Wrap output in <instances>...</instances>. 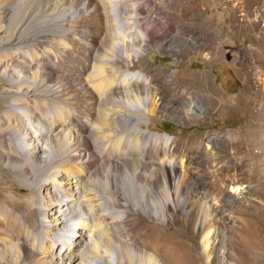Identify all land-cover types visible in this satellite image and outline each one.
<instances>
[{"label": "rangeland", "instance_id": "rangeland-1", "mask_svg": "<svg viewBox=\"0 0 264 264\" xmlns=\"http://www.w3.org/2000/svg\"><path fill=\"white\" fill-rule=\"evenodd\" d=\"M1 1L0 194L3 209L9 210L13 215L17 214L21 220L25 221L24 225L27 227L30 223L29 220H35L36 223L40 222V224L44 220L45 223L54 221L55 218L51 216L52 209L55 212L60 206L64 207L70 214L71 219L77 218L76 221L78 222L83 218L82 221L85 222L83 227L87 234L83 238L86 241L90 238L91 232H97V235L92 238L94 240L91 241V245L82 244L80 252L87 253L89 249L97 247L101 258H103L100 264H108L104 259L107 260L111 257L115 259V264H133L132 258L134 259L133 256L135 255L140 257L136 264H195V262L198 264H237L238 257L241 255L239 250L256 240L254 237L247 239L244 229L251 219L253 222L254 219L264 218V211L259 209L264 208V186L259 182L261 179H249V172L239 165L242 155H236L233 159L224 158L220 151L221 142H213L216 137H222L226 129L238 127L240 123H242L240 125H243L238 117L229 116L225 118L219 114H214L203 119L199 118L198 115L189 114L188 122L181 116H166L158 111L153 116L152 121L146 124L143 129L160 135L164 133V135H169L171 139L175 138L177 149L175 147L171 149L170 158L165 152H161L153 160L146 158L132 161L130 157H127L124 159L118 158L119 162L110 159V155L120 157L122 154L127 153V148L123 142H118L117 132L115 130V133L112 132L113 138H111L114 145L108 144L106 130H102L103 127L98 129L97 126H91L93 121H90V125L84 123L82 118L88 117L83 110L87 104L95 108L94 119L96 118L97 122L98 120L103 122L105 112L112 105L115 112L119 110L116 106L118 105L116 98L122 97L124 101L127 98L126 92L116 87V84L113 83V86H115L113 87L104 78H102L103 80L100 79L102 82H99V79L96 78L95 80L92 79L96 72L94 65L95 67L98 65L97 61H100L107 54L116 56V51L119 48L121 54L124 55L134 49L139 50V48L144 47L145 51L142 58L138 62L136 61V65L139 67L136 66L132 69L134 73H141L140 70L145 71L147 67H150L153 72L166 68V71L176 73L183 79L188 74L204 72L210 79L212 86L219 93L230 98L229 104L238 105V100L246 90L245 82L240 77L238 70L243 68L244 61L240 50L242 47L250 46L247 34L234 37L237 44L241 46V48H236L237 53L227 48L223 55L215 54L212 58L207 59L206 54L197 50L193 44V41L197 38L190 36L188 31L182 27H175L176 30L172 33L170 42L156 39L151 42L145 41L139 29V24L135 23L136 19H133L136 18L133 8L126 7L122 3L113 9V5L104 3V0H86L84 8L87 13L78 16L73 23L68 24V20L65 19H62L64 23L61 21L52 23L49 18V16L56 15L55 13L58 12L56 7L61 0H55L56 4L49 5L45 9L41 3L34 2L35 0L26 1L22 7L19 4L12 3V6L8 7L4 18L2 17L4 8L1 7ZM111 1L121 2V0ZM155 1L165 10L169 12L172 10L168 2ZM244 2L254 3L251 17L257 20L262 18V26L264 27V0H235L234 4L238 5ZM14 9L19 11L18 16H14ZM141 16L160 19L155 6H151L149 11L141 14ZM228 17L229 14L225 6L217 8L215 3H211L208 12L204 16V18H208L207 20H211L213 25L224 28H226ZM164 21V19H160L161 23L159 25L155 24V26L167 29V24ZM63 25L75 29L74 35L71 32H65ZM83 30H89V40L85 38ZM231 30L233 29L225 30V32L228 33ZM260 32L264 33V30ZM80 40L89 41L92 47L90 50L91 55L89 53L84 55L77 51L80 46L78 41ZM261 43L264 45V35ZM55 48H58L59 52ZM178 49H184L183 55L177 52ZM74 55H78V57ZM122 63L125 64L122 61L118 65L125 67ZM22 64H25L26 70L22 71L25 75L24 79H28L27 83L31 84L32 81L39 83L34 89L38 90L41 86L61 88L60 93L56 94L58 101L52 104L56 116L54 124H56L55 127L59 131L62 130L66 138L70 137L73 130V135L76 138L71 140V144L74 146L71 148V152H78L80 144L82 147H88L91 150L89 154L84 152L78 155L79 160H75L71 154L70 160L66 159L62 163L63 167H67L72 174L76 172L78 175H84L81 184L72 181L70 173H62L65 178L58 176L57 179L59 178L65 187L63 194L57 188L56 181H52L53 175L49 176L50 181L45 185L40 176L36 177L33 172L34 175L27 172V167L30 165L26 158L28 151L24 147H33L37 151V154L41 157V161L39 160L40 167H44V163L48 158L43 154L47 151V145L44 141L36 140V134L32 131L34 128H31L28 123H25L27 128L20 127L19 124L23 123L21 117L19 115L17 117L11 116L14 108H16L14 102L18 100L15 97L21 94L23 99L21 107L23 108L19 112L27 115L25 110L34 111L36 118V121L33 120L34 124L37 125L38 122L43 124L44 122L43 117L45 114L39 110L34 102L35 94L33 92L35 90L32 89L33 87L23 91H18L12 87L10 77L13 75L10 72L13 69L21 71ZM79 66L83 67L81 75H79ZM4 73L9 74V77ZM108 73L106 75L109 76L111 82L114 81L113 78L116 76L112 74L113 71L108 70ZM255 74L257 75H255L254 85L257 88L264 89L263 64H259L255 68ZM13 77L18 80L17 76ZM166 79L171 80L172 78L168 76ZM162 83L163 79L155 81L158 88H162ZM106 92L113 94L112 104L108 101ZM139 92L138 95L145 94L144 91ZM169 97L172 98L168 93L166 95L167 106L176 111L181 107L182 101L186 100L169 101L171 100ZM67 100L74 105L75 109L77 108V112L79 111V116L75 117L74 122L79 127L81 126L83 130L85 128L87 136L79 137L75 127L64 129V124L69 120V115L66 113L63 117H60V109L66 106L64 102ZM41 102L43 103V100ZM204 109V106L200 107L201 111H204ZM8 116L12 117V120ZM197 119L201 120L195 123L192 122ZM46 129L48 130L43 129V131H51L49 128ZM254 131L255 140L258 144L255 146L254 151L260 153V159L264 162V118L260 127L254 129ZM205 132H208L211 137L202 141L200 149L192 150L187 147L190 145H187L186 142L192 133L196 135ZM20 134L27 136L30 140L20 138ZM59 134L52 141L53 147H58L63 140V137ZM25 140L30 142L29 146H26ZM183 143L187 146L183 147ZM118 144L120 148H117ZM182 148V153L177 151ZM150 149L151 151L146 150L148 155L156 153V150H152V147ZM204 150H207V154ZM186 151L188 152L187 157L185 156ZM177 156L179 158L176 161V166L171 168L166 162H170L171 158L175 159ZM190 156H192V159ZM55 157L53 155L52 158ZM103 158L105 159L103 160ZM182 160L184 163H182ZM35 162L34 159L33 163ZM138 169L141 170L142 174L135 177L133 174ZM170 169L174 172L171 171V175L166 174L165 172L170 171ZM219 173H221L218 176L220 180L216 178ZM258 176L259 174H257ZM188 178L197 180L196 194L195 187L192 188L194 193L191 196L194 199L193 202L200 205L202 209L205 206L210 209L211 225L207 228L212 229L210 235V262L202 253V249L197 247L196 238L193 236L191 229L188 230L187 226V229L184 230L183 227L188 221L187 215H191L193 211L187 213V209L178 206L179 201H177L176 193L178 188L185 191ZM127 180L131 181L130 185L127 182L125 183ZM136 181L141 184L145 199H138L131 192L133 183ZM260 185L263 193L257 191ZM221 187L225 188V192H219ZM236 187L241 189L237 191ZM151 192L155 193V195L152 193L153 197L150 196ZM76 193L77 196H74ZM64 194H66L67 201L62 200ZM72 194L73 198L67 197ZM70 199L74 202L68 208L65 205L71 203ZM83 200L85 208H78V204ZM141 200H144L147 206H143L144 203ZM44 201L50 203L47 205L44 204ZM79 205L82 207V204ZM190 206L189 204L188 208ZM161 212L164 215L163 218L158 216V213ZM0 221L1 226L5 227L7 231L4 234L6 241L0 244V264H4L5 260H8L6 264L11 261L14 264H23L22 257L27 258L28 261L31 257H42V253L36 249V240L27 234V229H23L21 235L15 238L12 235V221L9 223H5L4 220ZM72 223L70 222V224ZM168 223L172 225H168ZM29 229L38 233L35 228ZM262 234L264 235V232ZM168 236L170 241L167 239ZM3 254L5 255L2 257ZM26 255L30 257H26ZM88 255L87 259L92 263L94 257L91 250L88 251ZM255 258H250L249 264H264V250Z\"/></svg>", "mask_w": 264, "mask_h": 264}, {"label": "bare ground", "instance_id": "bare-ground-1", "mask_svg": "<svg viewBox=\"0 0 264 264\" xmlns=\"http://www.w3.org/2000/svg\"><path fill=\"white\" fill-rule=\"evenodd\" d=\"M5 1L3 0L1 1V7L4 8L2 12L3 18L7 12L8 7L12 6L11 5L12 3L19 4L22 7L25 5L26 1L28 0H5ZM85 1L86 0H61L56 7L58 11L57 13H55L56 15L49 16L50 21H52V23H54L55 21L63 22L62 19H65L68 20L67 21L68 24L73 23L75 18H77L78 16H83V14L87 13L84 8ZM104 1H105L104 3H110L111 5H113V9L114 7L118 6L121 3L124 4L126 7H131V9L133 8L136 16V18L133 19L134 20L136 19L135 23L137 22L139 24V29L141 30L142 36L144 37L145 41L151 42L154 39H156V40L170 42L172 33L176 30L175 27L185 28L190 34V36L192 35L194 36V38H197V40L193 41L194 42L193 44L197 48V50H199L201 53L206 54L207 59L212 58L215 54H219L220 56L223 55L226 52L227 48H229L230 51L237 53L236 48L239 47L241 48V46L237 44V40L236 38H234L235 36L240 37L243 34H247L250 42V46L242 47L240 50L244 61H243V68L239 69L238 71L240 77H242L245 82L246 90L245 93H243L241 98L238 100L239 101L238 105L229 104L230 98L219 93L212 86V84L210 83V79L204 72L201 73L196 72L193 74H188L187 76H184L183 79L179 77L178 74L176 73H171L168 70L166 71V68L153 72V70L150 67H147L145 71L140 70L142 74L132 72V69L137 66L136 61L138 62L144 54L145 51L144 47H142L141 49L139 48V50L134 49L130 53L124 55L121 54L119 48L116 51V56L107 54L100 61L98 60L97 67H95L94 65V69H96L95 70L96 72L94 71L95 74L92 79L95 80L96 78L99 79L98 80L99 82H102L103 80L102 78H104L106 82L108 81L109 85L113 86V83L114 85L116 84V87L121 88L126 92V97H127L125 101L122 99V97L116 98V103L118 104L116 106H118L119 110L115 112L114 106L112 105V107L107 112H105V120L103 122H100L99 120L97 122L96 118L94 119L93 113L95 112L94 111L95 108L92 105L86 104V106L83 108L85 115L87 114L88 117L82 118V121H84V123H88L89 125H90V121H93L92 122L93 124L91 126H97L98 129L100 127H103L102 130H106L105 132L107 135L106 138L108 144H113L112 132H114V130L117 132L118 142L120 141V143L123 142L125 144L127 148L126 151L127 153L122 154L120 157L111 154L110 159L116 160L117 162H119L118 158L124 159L127 157H130L132 161L133 160L137 161L138 159L144 160L146 158L153 160L157 158L161 154V152H165L169 156L168 158H170L171 149L173 147L177 149L176 139L175 138L171 139L169 135L166 134L164 135V133L160 135L158 133L157 134L150 133L149 131L143 129V127L146 124H149L152 121L153 116H155V114L158 113V111H161L166 116L167 115L168 116L173 115L174 117L181 116L185 118L186 121L188 122H189V118H188L189 114L194 116L198 115L200 116L199 118H203V119H206L208 116L214 114H219L225 118L229 116H234V117H238L239 120L243 122V125H240L242 123L238 122L240 123L238 127L226 129L223 136L216 137L215 138L216 140H213V142L214 143H216L217 141L221 142L220 151L224 158L233 159L236 155H242L241 163H239V165L242 166L244 169H246L247 172H249L248 173L249 179L256 180L259 178L261 179L259 182L261 183L262 186H264V162L261 161L260 159V153L254 151L255 146L258 145L254 136L255 133L254 129L260 127V124L264 118V102H263L264 89L263 88L260 89L259 87L257 88L254 85L255 75H257L255 74V68H257L259 64L264 65V45L261 43L262 36L264 35V33L260 32L264 30V27L262 26V22H263L262 18H259V20H257V19H252L251 17L253 10L252 7L254 3L251 4L249 2L250 3L249 4L248 2H244L235 5L234 4L235 0H163V3L168 2L169 6L172 8V10L169 12L165 10L162 6H160V4L157 3L155 0H121V2H115L111 0H104ZM34 2L41 3L42 6H44L43 7L44 9L49 5L56 4L55 0H35ZM211 3L213 4L215 3L217 8H220V6H225L226 11H228L229 14V17L227 18L226 21V28L220 27L218 25H213L211 20H207L208 18L207 19L204 18L205 14L208 12ZM151 6L156 7L160 19L165 20L164 23L167 24V29H163L160 28L159 26L157 27L155 26V24L159 25L161 23L160 19L150 18V17L144 18L143 16H141V14L145 13L146 11H149ZM13 13L14 16L19 15V11L16 9H14ZM118 20L120 19L118 18ZM231 28L233 29L231 30V32L228 33L225 32V30L227 31ZM63 29L65 32H71L74 35L75 29L69 27L67 28L65 25H63ZM83 32H85L84 34L85 38L89 40V36H90L89 30L86 31L83 30ZM88 40L78 41L80 46L77 49V51L79 53L84 55L86 53L89 54L91 53L90 50L92 47ZM55 49L59 52L58 48ZM183 50L184 49H178L177 52L183 55ZM74 56L78 57V55H74ZM136 58L138 59L135 60ZM122 61H124L125 64L123 63L122 64L125 65V67H121L118 65ZM79 67H80L79 75H81L83 71V67L81 66ZM22 70H26L25 64H22L21 71H16L15 69L11 70L10 73H12L13 76L18 77V80H16V78H14L13 76L10 77V80L12 82V87L16 88V90L18 91L27 90L29 89V87L30 88L33 87L32 89L35 90V92H33L35 94L34 102L37 104L39 110L43 114H45V116L43 117L44 122L43 124H41L40 122L37 121L38 124L37 125L34 124L33 120L36 121L34 111L25 110L27 115H24L23 113L19 112V110L23 108L21 107L22 106L21 102L23 100L21 94L17 95L18 97H15L18 100L17 102H14L16 108H14V111L11 113V116L17 117V115H19L21 117L23 123L19 124L20 127L27 128L25 123H28L31 126V128H34V130L32 131H34L36 134L35 135L36 140L38 139L40 142L44 141L45 144L47 145V151L44 152L43 154H45L48 158L46 160V163H44V167H40L39 162L41 161V157L39 156V154H37V151L33 147L31 148L24 147L26 151H28V154H26V158L28 164L30 165L27 167L28 168L27 172L31 174L34 173L36 177L40 176L41 180L45 182V185L50 181L48 179L49 176L53 175L54 177L52 181H56L57 188L60 190V193L63 194L64 193L63 189L65 187L62 185V182L59 180V178L57 179L58 176H60V178L62 177L65 178V175H63L62 173H68V174L70 173L71 174L70 179L72 181H76L81 184L83 182L82 177L84 175L83 176L81 174L78 175L76 174V172L75 173L73 172L72 174L67 167H63L64 165H62V163H64L66 159L70 160L69 157L71 154L75 160H79L80 158L77 157L78 155L84 152H87V154H89L91 150H89L88 147L87 148L82 147L80 144L78 152H71V148L74 147L71 144V140L73 139L75 140L76 138V136L73 135V130L71 132L70 137L66 138L62 130L59 131L58 128L55 127L56 124H54V122L56 116L55 113L53 112L52 104L58 101V97L56 96V94L60 93L61 88L55 86H53V88L51 86L49 87L41 86V88L39 87L38 90L34 89L39 83H37L36 81H32L31 84H28L27 83L28 79H24L25 75L23 74ZM108 70H112L113 71L112 74L116 76L115 78H113L115 80L112 82L109 76L106 75L108 73ZM4 75L6 76L8 75L9 77V74L7 73H4ZM168 76L171 77L172 79L171 80L166 79ZM100 79L102 80L100 81ZM157 79H163L162 88H158L156 86L155 81ZM15 81L17 82L15 83ZM139 91H141V93L142 91H144L145 94L138 95ZM168 93L172 96V98L169 97L171 100L167 98L169 101L186 99L182 101L181 107L177 111L174 110L172 107L170 108L167 106L166 95ZM102 95L104 96V94ZM106 95L108 101H110V104H112L113 94L106 92ZM41 100H43V103L41 102ZM169 101H168V105H169ZM64 103L66 104V106L61 107L60 117H63L66 113H68L69 115V120L66 121V123L64 124L65 127L64 129L75 127L79 137L87 136L85 132V128L83 127L84 128L83 130L81 126L79 127L74 122V120L76 119L75 117L79 116V111L77 112V108L75 109L74 105L70 104L71 102L68 100L65 101ZM203 106L205 107V109L204 111H201L200 107ZM12 117L8 116L10 120H12ZM199 120L201 119H197L196 121L193 120L192 122L195 123L198 122ZM46 128L51 129V131L48 132L43 131V129L48 130ZM58 134L63 137V140L61 139L62 142L58 147H53L52 141L55 140ZM208 137H211L209 136L208 132L202 134L199 133L196 135L192 133L191 137L189 136L188 141L186 142V144L190 146H187L185 143H183L182 145L183 147L186 145L188 148L192 150L200 149L202 141ZM20 138L30 140L27 136H22L21 134H20ZM25 144L26 146L27 145L29 146L30 142L25 140ZM150 147H152V150H156L155 154L148 155V151L146 152V150L148 149L151 151ZM117 148H120L119 144ZM29 150H31L32 152ZM177 151L182 153L183 148ZM187 151L189 152L190 150ZM204 151L207 154V150ZM188 152L185 155L186 157L188 156ZM53 155H55L56 157L52 158ZM172 155L173 153L171 154V156ZM179 156H177L175 159L171 158L170 162H166V163L171 168H174L176 166V161L179 158ZM190 157L192 159V156ZM34 159L36 160L35 163H33ZM104 159L105 158H103V160ZM182 163H184L183 160ZM135 171H136L135 174H133L135 177L137 175L139 176L142 174L141 170L139 169ZM171 171L173 170L170 169V171L168 170V172L165 173L171 175L170 173ZM143 174L145 175V173ZM220 174L221 173H219L216 177L218 180H220L218 177ZM257 174H259L258 177ZM126 182L128 185L131 184L130 180L125 181V183ZM196 184H197L196 179L188 178V181H186L187 187L185 191L178 188V192L176 193L177 194L176 198L178 200L177 199L176 200L179 201V205L177 204L179 207L184 208L185 210L187 209V213L191 210L193 211L191 215H187L188 221L184 224L183 227L184 230L187 229L186 228L187 226H188V230L189 228L191 229L193 236L196 238L197 247L199 249H202V253L206 257V259L210 262L211 260L210 235L212 233V229H207L211 225L210 209L207 206L203 207L202 209L200 205L193 202L194 199H192L191 197L194 194L192 188L193 186L195 187ZM261 185L257 191L263 193L261 190ZM165 188L167 189V187ZM236 189L238 191L241 188L236 187ZM196 191H197V187H195V194L197 193ZM131 192L135 194L136 197H138V199L139 198L145 199V197H143L142 194L143 189L141 188V184L138 183L137 181L133 183V188L131 189ZM219 192L220 193L225 192V188L221 187ZM152 193L154 192L150 193L151 197H153ZM147 194L148 193L146 192V195ZM64 196L62 197V200L67 201L66 194H64ZM74 196H77V193L74 194ZM67 197L73 198V194L68 195ZM71 200L72 199H70V201ZM141 201H143L144 203L143 206H147V203H145L144 200ZM73 202L74 200L71 201L70 204H66L65 206H68L69 208L70 206L73 205ZM49 203L44 201V204L48 205ZM79 204H82V207ZM79 204H78V208H82V209L85 208L84 200ZM189 204L191 205L190 208H188ZM259 209L264 211V208H259ZM158 214L159 217L161 218L164 217L162 212ZM51 216L55 218V220L52 222L48 220L49 222L45 223L44 220L43 223L40 224V222L36 223L35 220H29L30 223L28 222L29 225H27L26 227L24 225L25 221L21 220V218L17 214L13 215L9 210L3 209V203L0 194V220H4L5 223H9L10 221H12V225H11L12 235L15 238L21 235L23 229H27L28 230L27 234L32 236L37 242L36 245L37 251H40V253H42L41 258L31 257L29 261L27 260V258L22 257L23 264H100L103 258H101L100 253L97 250V247L88 250V251L91 250V254L94 257L92 263L87 259V257H89L88 251L87 253L84 251L82 253L80 252V250H82L81 245L82 244L84 245L86 244V246L91 245V241L94 240L92 239L93 236L97 235V232L95 231V232H91L92 234H90V238L88 239V241H86L85 238H83V236L84 237L85 235L87 236L86 231L84 230L83 227V224H85V222L82 221L83 218L78 222L76 221L77 218L71 219L70 214L64 209V207L61 206L55 212L52 209ZM70 222L73 223L70 224ZM168 225H172V224L168 223ZM29 228H35V230L38 231V233H35ZM5 231L6 228L1 226V221H0V234H3L0 235V244H3L6 241L4 236ZM263 232H264V218H260V219L257 218V220L254 219L253 222L251 219L248 226L244 229V233H246L247 239L254 237L256 240L252 244H247L245 248L239 250V253L241 255H239L238 257L237 264H249L250 258H255L260 255L261 251L264 250V235L262 234ZM167 239L168 241H170L169 236L167 237ZM36 249L32 248V250L34 251H36ZM4 255L5 254H3L2 257ZM26 257H30V256L26 255ZM133 257L134 259L132 258V262L133 264H136V262L140 260V257L136 255ZM104 260L105 262L107 261L108 264H115L114 263L115 259L113 257ZM7 261L8 260H5L4 264H6ZM144 261L146 262L147 260ZM9 264H14V263L11 261ZM195 264L198 263L195 262Z\"/></svg>", "mask_w": 264, "mask_h": 264}]
</instances>
